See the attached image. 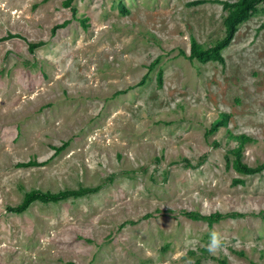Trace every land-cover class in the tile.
<instances>
[{"label": "rangeland", "instance_id": "1", "mask_svg": "<svg viewBox=\"0 0 264 264\" xmlns=\"http://www.w3.org/2000/svg\"><path fill=\"white\" fill-rule=\"evenodd\" d=\"M222 1L0 0V264H264V2L186 56Z\"/></svg>", "mask_w": 264, "mask_h": 264}, {"label": "trees", "instance_id": "2", "mask_svg": "<svg viewBox=\"0 0 264 264\" xmlns=\"http://www.w3.org/2000/svg\"><path fill=\"white\" fill-rule=\"evenodd\" d=\"M195 1H202V0H193ZM69 0H64L65 4H68ZM259 2H264V0H232L231 2L228 1H222V6L227 9V13L224 18H222V25H223V35L219 38H217L212 44L208 46H202L195 38H190L189 41V51L186 53V56L188 58L195 57L196 59L200 61H206L208 59H216L219 61H222V55L220 49L228 45L230 40L232 39V33L235 29V25L247 18L253 11L257 9V4ZM261 22H264V19H262ZM31 46H33V42L30 43ZM152 64V63H151ZM159 73H157V81L160 82L159 79ZM227 114L221 112L218 114L212 121L209 126V130H214L217 128V126H221L226 123ZM242 137V135L240 136ZM63 144V141L60 145L54 146L53 151L58 152V150L61 148ZM239 144L240 141L233 146V148L230 149V151L234 152V161L233 166L240 171L244 172H251L254 170L259 169L262 164L257 166H249L246 163L239 160ZM31 160H24L20 161V164L29 165L31 164ZM234 180H241V178H234ZM94 186H79L76 188H68V189H62L61 191L57 192H49L46 190H40L37 188H31L30 190L24 192L22 199L14 206H11L12 209L15 210H23L25 207L30 203L32 199H40L42 201H56L59 199H62V197L72 194H80L85 191H90ZM188 216L193 218H204L208 222H212L214 220H217L221 214L212 212L208 214H202L196 211H189L187 212ZM219 264H225L222 260L219 261Z\"/></svg>", "mask_w": 264, "mask_h": 264}, {"label": "clouds", "instance_id": "3", "mask_svg": "<svg viewBox=\"0 0 264 264\" xmlns=\"http://www.w3.org/2000/svg\"><path fill=\"white\" fill-rule=\"evenodd\" d=\"M222 246V241L218 233L213 232L211 234L210 243L208 245V251L215 254Z\"/></svg>", "mask_w": 264, "mask_h": 264}]
</instances>
